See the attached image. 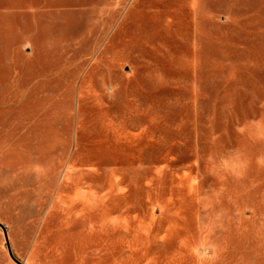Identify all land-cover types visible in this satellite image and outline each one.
<instances>
[{"label":"rangeland","instance_id":"1","mask_svg":"<svg viewBox=\"0 0 264 264\" xmlns=\"http://www.w3.org/2000/svg\"><path fill=\"white\" fill-rule=\"evenodd\" d=\"M0 264H264V0H0Z\"/></svg>","mask_w":264,"mask_h":264},{"label":"water","instance_id":"2","mask_svg":"<svg viewBox=\"0 0 264 264\" xmlns=\"http://www.w3.org/2000/svg\"><path fill=\"white\" fill-rule=\"evenodd\" d=\"M0 228H2V230H3L4 237H5V241H6L7 248H8V252H9L10 257L12 258L11 250H10V248H9V242H8V238H7L6 231H5V229L3 228V226H1V224H0Z\"/></svg>","mask_w":264,"mask_h":264}]
</instances>
